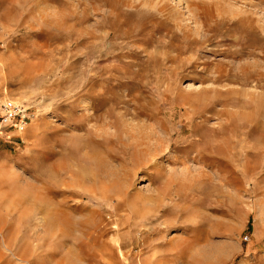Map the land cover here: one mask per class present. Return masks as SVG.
Segmentation results:
<instances>
[{
  "label": "rangeland",
  "instance_id": "1",
  "mask_svg": "<svg viewBox=\"0 0 264 264\" xmlns=\"http://www.w3.org/2000/svg\"><path fill=\"white\" fill-rule=\"evenodd\" d=\"M161 2L0 0V264H264V0Z\"/></svg>",
  "mask_w": 264,
  "mask_h": 264
},
{
  "label": "bare ground",
  "instance_id": "2",
  "mask_svg": "<svg viewBox=\"0 0 264 264\" xmlns=\"http://www.w3.org/2000/svg\"><path fill=\"white\" fill-rule=\"evenodd\" d=\"M166 2V1H165ZM165 2L163 3V2H161V0H140V3L139 4H141V6L142 7H147V8H149V9H151L152 11L154 10V11H158V12H160V13H165L166 15H167V17L168 18H166V20L168 19L169 20V17L173 20V18H175V22H179V24H181L180 22L183 20V18L181 19V17H180V19L181 20H179L177 17H174L175 15L170 11V10H168L167 9V7H166V5H165ZM131 3V2H130ZM157 12V13H158ZM203 13H205V12H203ZM183 14V13H182ZM182 16V15H181ZM183 17V16H182ZM176 18L178 19V20H176ZM194 18H195V16H194ZM170 19V21H172ZM185 20V19H184ZM212 20V19H211ZM192 21V20H191ZM195 22H196V20H195ZM182 23H183V21H182ZM203 23V22H202ZM174 24V23H173ZM200 25V24H199ZM204 25V24H203ZM181 26V25H180ZM183 26L185 27V26H189V25H186V24H183ZM182 27V26H181ZM181 27H179V28H181ZM183 27V28H184ZM196 27V26H195ZM202 28H203V26H202ZM182 29V28H181ZM186 29V28H185ZM188 29V28H187ZM200 29V28H199ZM204 29V28H203ZM190 28H189V32H190ZM194 30H195V28H194ZM196 30L198 31V29L196 28ZM196 31V32H197ZM183 32V31H182ZM191 32L193 33V35H194V31L193 30H191ZM200 32V31H199ZM186 33H187V31H186ZM187 35H188V33H187ZM190 35V34H189ZM203 35V34H202ZM196 36V35H195ZM201 36V35H200ZM187 37V36H186ZM190 37V36H189ZM188 37V38H189ZM202 37V36H201ZM191 38V37H190ZM204 38H205V35H204ZM198 39H200V38H198ZM203 39V38H202ZM197 41V40H196ZM196 92V91H195ZM128 119V118H127ZM131 120V121H130ZM132 119H129L128 120V122H126L125 121V127H124V133H125V135H124V138L125 139H127V140H129V139H131V142H133L134 143V145L135 146H139V147H141V145H148L149 144V142L150 141H146V140H144L143 138H141V137H138V138H136L135 136V134H133L132 132L130 133L129 131L131 130V131H133V129H134V127L136 128V129H139L140 130V128H141V130L140 131H138V130H136V129H134L135 131H137L136 133H139V132H141L142 130H144V128L142 129V127H144L143 125L144 124H141V125H138L137 123H135V124H132ZM141 121V120H140ZM144 123V122H143ZM135 125V126H134ZM159 125V124H158ZM128 128H130V130L128 129ZM151 128V127H150ZM148 128H146L145 130H147ZM153 129V128H152ZM151 129H149V131H150ZM105 132V131H104ZM153 132H155V131H153ZM38 134H40V132L38 133ZM142 134V133H141ZM152 134V133H151ZM154 134V133H153ZM158 134H159V132H158ZM157 133H156V135L159 137L160 136V134L158 135ZM113 135V134H112ZM115 136L117 135V134H114ZM119 136H122L121 135V133L118 135V137ZM162 137V136H161ZM166 137V136H165ZM121 138V137H120ZM150 138V137H149ZM147 140H149V139H147ZM169 140V139H168ZM162 141V140H161ZM152 142V141H151ZM153 143V142H152ZM151 143V144H152ZM170 143V142H169ZM150 144V145H151ZM168 144V143H167ZM169 145V144H168ZM156 147H157V145H156ZM158 147H160L159 145H158ZM168 147V146H167ZM143 150V149H142ZM149 150V149H148ZM145 151V150H144ZM156 151V150H155ZM161 151V150H160ZM148 153V152H147ZM173 153V152H172ZM150 155V154H149ZM171 156H173V155H171ZM157 157V156H156ZM105 163V162H104ZM116 165V164H115ZM120 166V165H119ZM103 167V166H102ZM188 168V167H187ZM104 171V173H105V170H103ZM104 175H109V176H111V175H113V169H110L109 167L108 168H106V174H104ZM144 178V176L141 174V176H140V179H139V181H141L142 179ZM2 240L3 241H5L4 240V238H2ZM219 244H221V243H218V245ZM216 248V247H215ZM198 250L200 249V248H197ZM205 250V249H204ZM204 250L202 251V249H200V252H203L204 253ZM211 250V249H210ZM209 250V251H210ZM213 251V250H212ZM223 251V250H222ZM211 252V251H210ZM202 253V254H203ZM206 253H208V251L206 252ZM212 253V252H211Z\"/></svg>",
  "mask_w": 264,
  "mask_h": 264
},
{
  "label": "built area",
  "instance_id": "3",
  "mask_svg": "<svg viewBox=\"0 0 264 264\" xmlns=\"http://www.w3.org/2000/svg\"><path fill=\"white\" fill-rule=\"evenodd\" d=\"M26 117V111L13 101H5L2 103L0 125L15 123V121H19L20 124L25 125Z\"/></svg>",
  "mask_w": 264,
  "mask_h": 264
}]
</instances>
